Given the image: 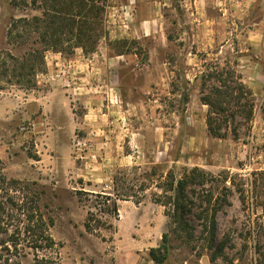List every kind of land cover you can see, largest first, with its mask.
<instances>
[{
    "label": "rangeland",
    "instance_id": "1",
    "mask_svg": "<svg viewBox=\"0 0 264 264\" xmlns=\"http://www.w3.org/2000/svg\"><path fill=\"white\" fill-rule=\"evenodd\" d=\"M45 1L0 0V198L6 204L0 244L14 245L10 255L20 264H34L26 208L53 222L60 264H156L149 253L165 233L171 249L164 264H264V1L239 24L244 36L203 63L204 73L215 64L236 68L255 95L252 121L229 123L225 139L205 126L203 74L188 84L180 79L175 44L161 51L153 39L126 38L124 23L112 16L120 0L108 1L100 25L75 24L71 32V17L64 19L63 41L54 48L44 38L54 32L45 23ZM74 2L59 0V10H50L77 15L82 9ZM35 17L44 21L33 25ZM19 20L30 24L15 29ZM253 20L260 23L255 37L249 36ZM168 23L173 36L177 17ZM133 52L139 65L118 58ZM162 58L174 72L170 94L153 85ZM64 95L71 122L51 106ZM93 96L90 105L84 102ZM194 168L207 179L192 187L190 228L181 230L171 223L165 197L172 194L164 192L161 175L181 179ZM116 194L127 196L118 200V213L97 206L103 201L97 195ZM89 212L92 231L85 226Z\"/></svg>",
    "mask_w": 264,
    "mask_h": 264
},
{
    "label": "trees",
    "instance_id": "2",
    "mask_svg": "<svg viewBox=\"0 0 264 264\" xmlns=\"http://www.w3.org/2000/svg\"><path fill=\"white\" fill-rule=\"evenodd\" d=\"M97 1L75 0L74 4H79L82 11L78 12L77 15L69 14L63 16L61 12L57 13L50 10L53 8L59 10L58 7L61 5L58 3L59 0H46L45 3H49L46 11V16H48L49 21L47 20L45 23L48 22L54 30V32H45V40L52 42L50 46L54 48V46L61 45L63 41V27L60 26L63 24L62 21L68 17H71V20L67 19V21H71V32L75 24L79 25L80 30L91 24H102L105 20L109 0H100V5H97ZM89 10L92 13H89ZM43 21L35 17L31 23L33 25H40ZM22 22L28 23V25L30 24V21L19 20L16 22L14 28L16 29ZM81 35L82 33L78 36L80 43L83 40ZM82 46L79 45L78 47L84 48ZM210 69L212 71L203 73L201 78L200 101L208 107L206 125L209 135L213 138L225 139L227 137V131L225 132L223 130L228 127L229 123L236 122L238 119L246 122L252 121L256 99L253 91L244 83L242 75L238 73L236 68L230 67L228 64L224 67L215 64ZM211 80H214L216 83L209 85L208 82ZM182 99L186 104L189 102V96L187 94H184ZM233 135H236V131L233 132ZM206 179V173L200 168H194L186 172L181 179H177L173 172H169L165 176L161 175V180L164 181V192H170L172 194L171 197H165L166 202L172 207V214H170L172 225H176L181 230L190 228L186 216L190 214L191 207L194 204L190 196L191 190L196 184L204 185ZM97 196H101L103 199L97 206L103 208L108 213L113 212L115 214L119 212L118 200L121 199L120 197H127L126 195L120 196L119 194H116L115 199L111 196ZM139 203H141V200H138ZM95 208L97 209L96 206ZM5 209L6 204L0 198V232L4 230L3 218ZM28 210L26 208L22 209L24 214L27 213L26 219L28 226L25 232L29 236V248L35 253L34 264H60L58 245L49 232V228L53 226V222L50 220L49 224L45 221L41 213ZM89 215L90 217L85 226L88 231H92L91 221L94 219V215L90 212ZM0 247V264H20L19 261H15L10 255L11 247H14V245L10 247L7 242H3L0 244ZM170 249V236L168 233H165L162 236V243L157 248H152L149 255L156 264H164L169 257ZM4 251L6 253H3ZM53 255L56 256L54 257Z\"/></svg>",
    "mask_w": 264,
    "mask_h": 264
},
{
    "label": "crops",
    "instance_id": "3",
    "mask_svg": "<svg viewBox=\"0 0 264 264\" xmlns=\"http://www.w3.org/2000/svg\"><path fill=\"white\" fill-rule=\"evenodd\" d=\"M260 0H120L114 10L113 17L116 21L124 23L122 33L126 38L141 41L143 39H153L156 48L161 51L166 50L170 45H176L179 49L182 66L179 68L180 79L188 84L198 81L199 76L204 73L207 58L219 56L231 43H236V39L243 34H239V24H245L253 12V7L259 4ZM264 1V0H263ZM262 1V2H263ZM261 2V1H260ZM177 17L178 32L173 34L169 29V19ZM125 21V22H123ZM235 26L237 28H235ZM250 35L255 37V26L260 23L253 20ZM241 30V29H240ZM251 45H254L251 43ZM160 51V52H161ZM203 54V56H200ZM57 59V57H55ZM124 58L126 64L138 60V54L119 55ZM136 65H139L135 62ZM157 62H154L156 65ZM172 65L169 60L161 59L156 67V74L153 85L160 87L161 94H170L172 76L174 72H168V66ZM88 65L82 64L81 70L85 71ZM178 67L173 66V68ZM134 70V68L132 67ZM94 71V67H91ZM68 72V71H67ZM165 72L167 74H165ZM70 73V72H69ZM169 73V74H168ZM71 74V73H70ZM149 78V77H148ZM69 92L70 89H64ZM56 91L51 92L54 95ZM91 97L84 102L90 105ZM62 103L51 105L54 110L59 109L63 114L71 115L67 111L66 103L69 96L64 95V99L59 97ZM202 107L207 106L202 104ZM93 112L98 109L91 108ZM205 110V109H204ZM113 111L114 108H113ZM111 113V112H110ZM207 128V125H205Z\"/></svg>",
    "mask_w": 264,
    "mask_h": 264
},
{
    "label": "built area",
    "instance_id": "4",
    "mask_svg": "<svg viewBox=\"0 0 264 264\" xmlns=\"http://www.w3.org/2000/svg\"><path fill=\"white\" fill-rule=\"evenodd\" d=\"M66 68H67V67H65V69H64V68H63V69L61 68V69H60V70H61L60 73L57 74L56 77H61L62 74L65 75V70H66ZM56 77L52 75V76H50V79L54 81V79L56 80Z\"/></svg>",
    "mask_w": 264,
    "mask_h": 264
}]
</instances>
